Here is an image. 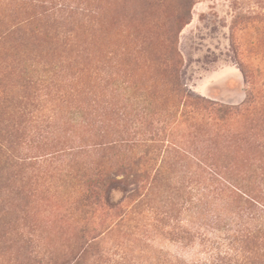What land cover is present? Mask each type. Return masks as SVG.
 Here are the masks:
<instances>
[{"label": "rangeland", "instance_id": "rangeland-1", "mask_svg": "<svg viewBox=\"0 0 264 264\" xmlns=\"http://www.w3.org/2000/svg\"><path fill=\"white\" fill-rule=\"evenodd\" d=\"M26 17L35 38L2 35ZM166 58L185 93L236 109L151 116L174 97ZM1 89L23 107L4 115L25 162L10 185L30 191L6 235L32 254L0 264H196L231 244L264 263V0H0Z\"/></svg>", "mask_w": 264, "mask_h": 264}, {"label": "trees", "instance_id": "trees-1", "mask_svg": "<svg viewBox=\"0 0 264 264\" xmlns=\"http://www.w3.org/2000/svg\"><path fill=\"white\" fill-rule=\"evenodd\" d=\"M30 18L26 17L18 22H16V19L11 25L12 27L10 29L2 31V35H17V38L20 39L21 34L28 36V37H36L38 35L34 30L28 29L27 25H31ZM10 27V26H9ZM20 35V36H19ZM18 48H20L19 43H15L11 50L13 52H17ZM173 52L175 54V51L173 47L170 48L169 55ZM171 56V55H170ZM169 58H166L163 64L162 71L167 75V80L169 83L172 84L170 87L168 93L173 95L174 97L172 100L167 103V105L163 108H156L154 106L155 102L151 101L148 103L147 110L151 116H158L159 119L162 116V120L165 121L166 118H168L171 114L175 115V112L178 111V107L180 105L181 98L184 100L183 104H195L199 105L200 107L216 110V111H222V113H228L234 111L236 108H229L223 105H216L214 102H210L207 100H197L189 93H185L183 87L179 84L177 80V72L178 68L174 71H171V66L168 63ZM167 62V63H166ZM10 84L6 83L5 85ZM27 86L30 82H27ZM24 87V90L25 88ZM12 89L6 90L1 89V91H4L0 93V255L8 254V255H15L19 254L21 252V255H23V260H29L31 257V251L29 252L28 247L25 246L27 244V240H25L20 245L19 240L22 238H19V235H16L15 233H12L13 235L8 236L6 235L9 230H11V227L15 226L18 222V216H13L15 214H19L22 209H19L18 207L23 206L24 204L28 203L27 197L30 195V191L28 190V187L25 185H18V188H12L10 183H13V181L16 178H20V176L16 177L14 174L15 172H10L9 170L15 169L18 165L21 166L25 162L21 156L18 155L15 151V146L17 145L14 138H16V130L19 129V126L14 125V119L13 118H4V115L7 110L11 108L13 105H17L16 99L18 97H15L14 93H11ZM29 91L31 92L30 88ZM32 93V92H31ZM23 97L27 99L30 97L29 92H23ZM16 98V99H15ZM12 99H14V103H12ZM176 99V100H175ZM21 111H23L21 108H23L20 105H17ZM168 120V119H167ZM169 122V121H167ZM20 180V179H19ZM24 182V181H23ZM17 210V213H16ZM13 231V230H11ZM4 235H6V239H3ZM246 237V236H245ZM233 241V240H232ZM236 243L239 245V238L235 239ZM241 241H244L241 239ZM17 243V244H16ZM22 248V251H20ZM13 249V251H12ZM227 252H224L225 256L223 257H216V259L213 260L210 259L208 261L196 263V264H264L261 261H258L257 263H254V261H251L244 255V250L242 252L240 251V247L238 246H229ZM229 255V257H227ZM242 259H241V258ZM16 259V256H15Z\"/></svg>", "mask_w": 264, "mask_h": 264}]
</instances>
